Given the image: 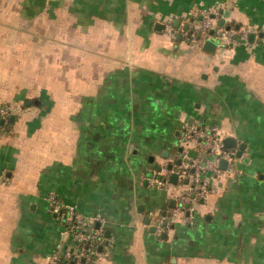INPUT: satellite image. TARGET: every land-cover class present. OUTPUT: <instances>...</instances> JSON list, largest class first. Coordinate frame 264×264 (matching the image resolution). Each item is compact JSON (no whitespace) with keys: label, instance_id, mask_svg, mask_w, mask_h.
Returning a JSON list of instances; mask_svg holds the SVG:
<instances>
[{"label":"crops","instance_id":"0c3cea01","mask_svg":"<svg viewBox=\"0 0 264 264\" xmlns=\"http://www.w3.org/2000/svg\"><path fill=\"white\" fill-rule=\"evenodd\" d=\"M193 9L252 40L208 53L171 39L165 22L199 25ZM3 106L0 264L57 249L84 263L91 248L66 243L50 194L97 219L88 264H264V0H0ZM182 120L244 148L205 176L189 223L164 224L181 189L146 178L178 165Z\"/></svg>","mask_w":264,"mask_h":264},{"label":"built area","instance_id":"2783aa9c","mask_svg":"<svg viewBox=\"0 0 264 264\" xmlns=\"http://www.w3.org/2000/svg\"><path fill=\"white\" fill-rule=\"evenodd\" d=\"M200 15L199 25H188V20L183 26L181 23L178 29H173L171 21L165 22L164 28L171 39L176 36L182 37L190 44L200 47L203 41L209 38L208 31L214 30L213 37L217 41V47L227 48L242 43L247 45V37L253 34L251 29H241L237 32L234 29L216 28L214 18L217 12L214 10L193 9L190 16ZM11 114L10 108L3 106L0 108V116L7 120ZM228 138L226 131L214 127H202L195 121L182 120L180 122L179 146L181 149L179 155V164L176 167L167 168L165 165L153 172L146 178L150 187L157 189H173L180 187L181 192L173 196L175 200V209L170 211V217H162L160 222L170 223L171 218L178 215L184 224L190 222L189 211L199 200H202L210 192L209 180L206 175H212L216 178L220 175L229 173V168L235 161V153L232 149L225 148L223 142ZM194 153V157L190 156ZM226 163V168L221 169L220 162ZM176 175V185L169 182V177ZM53 213L59 215L64 225V234L71 236V240L80 245L88 246V249L82 255L84 263H79V256L73 255L68 251L61 252L57 249L48 257V264H88L92 256H98L96 245L93 243L101 239V232L94 228L96 218L83 217L77 211L67 205L57 201L55 195L50 194L47 197ZM90 247V248H89Z\"/></svg>","mask_w":264,"mask_h":264},{"label":"water","instance_id":"95a60500","mask_svg":"<svg viewBox=\"0 0 264 264\" xmlns=\"http://www.w3.org/2000/svg\"><path fill=\"white\" fill-rule=\"evenodd\" d=\"M156 26L160 27L161 25L158 24ZM216 26L219 27V28L224 27L223 19H219L217 21V23H216ZM224 28L225 29H229V27H224ZM213 34H214V30L210 29L208 31L209 38L205 39L203 41V43H202V49L204 51L208 52V53H212L217 48V41L213 37ZM252 37H253V35H249L248 41H251ZM176 38L179 39V36H176ZM0 122H2V121H0ZM223 145H224L225 148H228V149H231V148L232 149H236L235 156L240 157L242 155V151H243V148H244V144L243 143L237 144L236 140L227 138V139L224 140ZM180 150L181 149H179V151ZM189 154H190L191 157H194V153L193 152H190ZM177 163L179 164V160L177 161ZM219 167L221 169H225L226 168V163L224 161H221ZM167 168H170V165H168ZM169 182L172 183V184L176 183V175L172 174L169 177ZM97 226H98V224L97 225L95 224V228ZM70 241H71V236H68L66 243H69ZM73 245H77V243H73ZM63 248H66V247L64 246Z\"/></svg>","mask_w":264,"mask_h":264},{"label":"trees","instance_id":"16d2710c","mask_svg":"<svg viewBox=\"0 0 264 264\" xmlns=\"http://www.w3.org/2000/svg\"><path fill=\"white\" fill-rule=\"evenodd\" d=\"M231 29H233V28H231ZM237 31V30H236ZM240 30H238L237 32H239ZM10 117H12V120H13V118H14V116H13V113H12V111H11V114H10V116L8 117V119L7 120H9V118ZM12 122V121H11ZM58 215V214H57ZM59 216V215H58ZM63 263V261L62 262H60V264H62Z\"/></svg>","mask_w":264,"mask_h":264},{"label":"rangeland","instance_id":"374dc122","mask_svg":"<svg viewBox=\"0 0 264 264\" xmlns=\"http://www.w3.org/2000/svg\"><path fill=\"white\" fill-rule=\"evenodd\" d=\"M9 108V107H8Z\"/></svg>","mask_w":264,"mask_h":264}]
</instances>
